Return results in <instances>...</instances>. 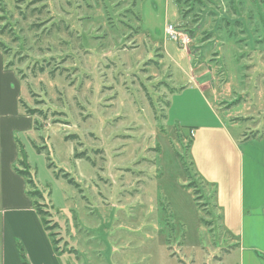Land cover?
Returning <instances> with one entry per match:
<instances>
[{"label":"rangeland","instance_id":"1","mask_svg":"<svg viewBox=\"0 0 264 264\" xmlns=\"http://www.w3.org/2000/svg\"><path fill=\"white\" fill-rule=\"evenodd\" d=\"M263 11L264 0H0V52L35 122L18 135L28 190L40 194L61 264H236L210 185L193 169L186 178L175 155L192 163L189 127L176 118L203 126L207 111L176 92L203 67L205 96L234 121L231 134L263 138ZM197 142L219 180L225 149L237 186L240 154L223 135L202 129ZM258 147L248 150L256 170Z\"/></svg>","mask_w":264,"mask_h":264},{"label":"crops","instance_id":"2","mask_svg":"<svg viewBox=\"0 0 264 264\" xmlns=\"http://www.w3.org/2000/svg\"><path fill=\"white\" fill-rule=\"evenodd\" d=\"M142 23L141 20V25ZM3 59L0 52V220L2 221L0 263L23 264L21 260L23 257L25 261L27 260V264H61V255L58 256L53 251L47 232L33 207L34 200L28 195L26 180L15 172L19 159L18 146L24 148L18 135L33 133L35 122L31 115L25 113L21 105L19 76L14 69L6 67ZM196 71L199 72L198 75L195 76L193 73L192 76L188 75L187 85L178 88L176 93L179 94L178 97L191 93L196 101L204 105L209 122L207 125L197 126L194 122H184L182 118L177 117L181 126L177 128L184 129L182 127L184 125L192 129L189 131L193 139L190 147L192 169L206 186L210 185L212 202L219 212L218 218L223 230L235 240L225 253L227 258L237 254L236 264H264V260L260 257L262 255L259 254L264 255V137L257 136L250 139L245 132H238L233 136L228 127L234 129L238 127L230 118L233 126H229L228 122L213 110L208 97L205 96L211 87L204 86L203 67L199 66ZM172 106L174 110V101ZM172 106L169 108V113ZM19 107L24 115L19 112ZM202 129L205 133L222 134L227 145H231V151L235 149L237 154H240V167L243 171L237 186H234V179H231V183L229 181V177H232L230 166L233 164V159L229 154L226 156L223 154L225 150L223 147L220 163L222 171L218 172L222 176L221 180L216 171V166L219 165L214 166L211 155L206 154L207 159L203 156L199 160L197 150L194 154L198 134ZM254 144L259 146L257 161L253 158L255 163H258L255 166L259 167L258 170L254 168L252 157L248 155V150L251 151ZM247 159L251 163L250 166L247 164ZM244 180L245 189L242 184ZM18 245L23 250L22 255H19Z\"/></svg>","mask_w":264,"mask_h":264},{"label":"trees","instance_id":"3","mask_svg":"<svg viewBox=\"0 0 264 264\" xmlns=\"http://www.w3.org/2000/svg\"><path fill=\"white\" fill-rule=\"evenodd\" d=\"M137 21H138V23L140 25V23H141V16H140V14H138V16H137ZM6 67L7 68H10L11 66L9 64H7ZM21 105H22V103H21ZM24 111H25L26 114L31 115V112L30 111H26V110H24ZM191 130L192 129L189 128V131H191ZM189 138H190V140L188 141L187 149L189 148V145H190V142H191V138L192 137H189ZM252 138L254 139L255 137H252ZM18 149H19V159H18L17 164H16V167H15V172L25 178L26 184H27L28 187H32L33 189H36L35 188V184L33 182V179L31 177V174L29 172L30 165L27 162L26 152H25L24 148L21 145L18 146ZM36 150L39 151V148H36ZM175 155H176V157L179 159V161L181 163V166L183 168V172L185 174V177L188 178L189 177V174H190V170H192V163L189 162L188 165H187L186 161L179 155V153L175 152ZM194 174H195V172H194ZM186 187L191 189L192 194H193V201L195 203L198 200V198L196 197V195L198 194V191L193 190L195 188H194V185L192 183H190V184L188 183L186 185ZM33 194H37L38 196L40 195L37 191L31 192V191L28 190V195L29 196L32 197ZM39 206L40 205L37 204V202H35V201L33 202V207H34L37 215L40 218V221H41V224H42L44 230L47 232V235H48V238H49L50 243L52 245L53 251L55 252L56 255L59 256V254L57 253V249L55 247V241H53V235L51 233H49L50 229H49V227L46 226L47 223H46V221L42 217L43 216V211L40 209ZM260 257L264 260V257L263 256H260ZM24 264H27V263L25 262Z\"/></svg>","mask_w":264,"mask_h":264},{"label":"built area","instance_id":"4","mask_svg":"<svg viewBox=\"0 0 264 264\" xmlns=\"http://www.w3.org/2000/svg\"><path fill=\"white\" fill-rule=\"evenodd\" d=\"M166 34L168 35L170 40H172L174 42L180 41V43L182 44V47H184V49H185V46L189 42L188 38H186V37L182 36L180 33L176 32L175 28L172 27L171 25H168L166 27ZM190 135H191V133H190Z\"/></svg>","mask_w":264,"mask_h":264}]
</instances>
